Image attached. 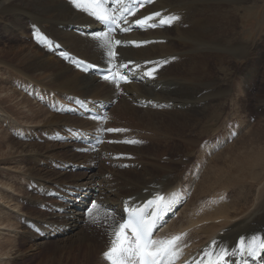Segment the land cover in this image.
<instances>
[{
  "label": "bare ground",
  "instance_id": "1",
  "mask_svg": "<svg viewBox=\"0 0 264 264\" xmlns=\"http://www.w3.org/2000/svg\"><path fill=\"white\" fill-rule=\"evenodd\" d=\"M245 3H247V0H209L207 3L205 0H153V3L146 4L144 7L137 10L135 16H128V24H124L123 21H121L120 27H127L132 21L157 11L161 12L164 17L179 15L180 20L172 23L171 26H158L155 29L148 28L147 30H141L139 27H133L134 29L130 34L122 33L118 30L116 36L108 33V37H105L101 35L105 32L101 23L96 21L95 18L89 14L90 10L94 7V5L89 2H85L80 8H76L72 5L70 0H0V16L10 18L19 32L17 36L9 32V35L7 34L4 38L2 37L4 39L3 41L0 39V44L12 42L19 46L18 50H11L7 53L10 52L13 60H17L19 67L15 68V70L16 73L19 74L17 81L19 80L18 83H20L21 86L24 85V87H27L31 84V86L33 85V87L37 88L38 85H48L49 95L52 94L51 97H54V100L56 98H65L63 96L53 95L56 93L72 95L78 98L73 102L84 101V104L93 107H97L99 103H111L113 108H110L107 112L103 110L100 111L104 116L109 114V118L116 119L118 122V127L116 128H124L128 129V131H135L137 133L140 131V133L142 132L151 136L147 137L148 140H162V137L165 139V143L172 142V138L176 136L175 139L181 140V143L184 145H192L190 151H194L195 148H200L201 146L205 148L204 144L207 139L205 142L203 141L202 144H196L193 140L187 138L191 137V133L196 130L195 128V130L192 131L193 123L201 126V124L204 123L205 117L212 114L209 110L214 108V105L219 102V100L214 99H219L222 95L224 96L223 93L219 95L217 92L215 87L217 84L205 81L208 80L207 75L209 76V74H207V59L205 58L223 60L225 56H228L236 59L243 55L242 49L235 43L236 40L232 39L226 43L223 41L224 32L221 31V29L219 30L218 25L216 26L217 21L213 22V17H208V14L216 16L219 10L232 7L235 15L233 16L234 19H231V22L234 23L235 17ZM108 7L111 8L114 6L109 5ZM107 10V8L101 7L98 11L106 13ZM116 15L120 17L123 16L124 13L119 12L116 13ZM218 18L219 16H217V19ZM159 19L160 17L157 18V20ZM236 22L237 21H235V23ZM29 25L30 27H28ZM235 28H232V32ZM18 32L16 34H18ZM106 38H111L113 43L115 40L124 42L151 41V43H147L140 47L131 44L116 46L114 49L117 53L116 57L111 64H106L107 48L104 44ZM49 42L55 44L56 47H49ZM40 43L41 45L42 43L47 45V50L45 49L46 47L43 48ZM224 48L227 49L226 52ZM212 53L214 54L213 57L211 55ZM69 56H73L78 60H84L87 63L100 65L102 68L109 67L115 70L119 76L128 73L129 68L135 69V71L130 75V82L126 83L123 81L119 87H116L110 82L97 78L95 75H92L91 72H80L77 68L73 67ZM1 60V63H3L5 59L0 58V61ZM163 60H167L168 63L160 68L159 72L156 73L155 79L143 76L146 68L154 66L152 64L146 65L145 61ZM129 61L134 63L129 64L128 68L121 67L122 64ZM136 65H139L138 69H136ZM177 67H181V72H176ZM19 77L21 78L19 79ZM46 80L47 82L41 84V82ZM213 90L217 93H213ZM18 93L19 92L15 90L14 92L9 90L7 94H1L0 104H5L8 101L11 102L13 99H17V97H20ZM35 93L37 94L34 90L32 93L33 97ZM128 93H131V95L129 96ZM38 97L40 100L45 98L40 95ZM132 100L137 102V105L133 104L131 102ZM44 101L45 99L43 102ZM215 101L218 102L215 103ZM147 103L149 105L145 110L143 106ZM15 104L21 107V110L24 109L25 112L32 115L31 121L26 122L34 124L39 120L38 123H43L44 130L49 133L54 129L58 130L59 126H63L64 124H68L64 125L66 129H72L73 126L70 124L73 122H77L78 124L75 130L87 128L88 131H93L95 127L92 126L93 128H88V126L95 124L97 127L99 123L98 121H93L90 116H86L84 119L75 117L74 115H57L51 111L47 114L48 111L44 112L40 107L42 103H40L36 109L37 106L35 103H31L28 93H26V96L22 97L21 100L16 101ZM138 105L142 106V108ZM166 106H171L172 110L162 112L165 110ZM150 108L158 111H153ZM79 109L83 115L86 114L82 106ZM62 111L65 113L70 111L75 112V109L73 107L71 108V106H66ZM138 111L144 114L140 119L137 116ZM19 112L21 113L20 110H18V113ZM56 112H59V110H56ZM40 114H42L41 117L39 116ZM168 115L171 116V120L165 119V116ZM7 119L9 118L2 117V123L5 126L7 124ZM142 121L148 123V127L141 126L143 124ZM237 122V117H231L227 126L236 127ZM9 123L10 120L8 124ZM171 127H173V129ZM160 128H171L172 131L170 133L168 130L165 133L160 131ZM183 128H188V132H181ZM227 129L226 127V132L228 131ZM180 133L184 136L183 139H181L182 135H180ZM85 134L87 133L77 132L75 136L78 138L80 135L83 137ZM94 134L100 137L103 136L101 133ZM254 134V130L248 131V133H246L242 139L234 143L230 149L225 152L222 151L213 157L215 159L212 161L213 165L209 163L207 167L205 166L206 169L202 172L201 178L196 185V190L189 194V199L190 195L193 197V201L190 199V202L187 197L186 189L183 191L185 192L184 194L177 191L179 184H182L183 190V186L188 184L186 177H184L185 174L181 176L182 180L179 181V183L173 182L174 179L171 175L177 170L176 168L164 166L163 164H149L144 160H126V162L131 165L130 170L127 172L138 176L140 178L138 180H140L142 185H139V181L128 179L129 195H127V197L129 198L126 199L124 202L125 204H123L122 201L118 203V201H114L110 197H107L105 195L106 188L101 186L99 191L100 193L102 192L101 199L104 200L106 207L112 211H118L119 209H117V207H121V213L115 212V214H108L105 212L107 214L106 216L112 220L114 218L115 221L116 219H121L122 221V216H126L123 212L124 208L136 211L142 207L147 212H152L155 207H149L147 201L152 199L154 193L165 194L166 201H172L175 197V204L179 201L181 205H183V203L187 204V202L190 203L185 206L191 210L187 212L189 213L187 214L188 218L186 221L181 220L173 224V220L169 217L166 219L167 223L171 220L169 226L163 229V225L161 227L162 229L158 232V235H163V240L171 239L177 235L183 236V239L179 241V259L175 261V264H193L202 257L205 249H210V244L214 240L218 241L216 252H218V248L221 245L227 247L229 249L228 263L239 264L245 255L241 254L236 248L237 239L241 236L244 237L245 240L243 247H253L257 251V257H251L246 254L248 259L257 262L259 260L258 254L260 253L259 246L264 242V187L260 189L255 198L248 197L250 191L248 192L240 189L232 198L234 200H231L229 196L237 188L235 187L236 184L231 183L233 182L232 177L234 174H236L237 177L233 178L239 182L240 187H248L241 182L242 179L240 180L241 172L244 174L243 170H245V163L253 169H255V166L258 167L257 170L259 174L256 175V177L254 175L251 181L260 179L264 174V143L261 142V138L264 137V134L257 135L259 133L256 132V136L259 139L258 143H255L252 139ZM0 135H2L0 136L2 139H0V148L2 149L1 141L6 142L9 137L7 134L1 132ZM247 135L248 138L246 140L245 137ZM250 139H252V141ZM209 140L213 141L214 139L209 138ZM108 141L107 138L106 142L103 144H107L105 145L106 149L104 151L107 156L109 154H115V156H117L120 154H118V152L121 151L127 152L126 148H115L110 145ZM11 143L12 142H7L6 144L8 145ZM6 144L5 146L7 147ZM14 145L35 148V150L21 152V154L24 153L23 156L29 158L28 160L33 159L36 154H39L38 151L40 147L38 145L18 143ZM15 146L7 147V152H4L2 155L0 154V157L3 156L4 160H6V157L10 159L12 154H18ZM249 146L251 149H249ZM10 148L11 150L9 151ZM44 148L50 147L45 146ZM41 149L43 150V148ZM238 151L240 152L239 155L237 154ZM203 153H205L204 150L201 151V155L197 157V160L206 159ZM235 154L238 156L233 158ZM120 158L116 161L123 160H120ZM137 158L139 157L137 156ZM137 163H140L142 167L139 171H133V169H136L134 165ZM229 163L231 166L224 170L222 166L228 165ZM253 171L255 172V170H252V172ZM158 173L160 176L157 175ZM226 176H231V180L227 179L223 181ZM90 177L93 178V176ZM115 180L116 179H113L112 181L114 182ZM245 182L248 184L247 181ZM226 188L230 190L229 193L222 191V198L218 200L217 197L216 202L212 199L214 204L210 207L209 205H207V208L205 207L206 204H203L205 196L214 195L216 191L225 190ZM152 190L154 191L151 192ZM197 203H199L198 206H200L199 210H197ZM174 209L175 206L172 207L171 210ZM68 221H71V219L68 218ZM3 222H0V226L4 224ZM69 225H72V223H69ZM106 225H109V223ZM222 232H224L223 236L220 235ZM53 233L55 234L52 235ZM166 234H168V236L165 238ZM59 235L60 234L54 230L49 237L53 239ZM88 244H90V248L92 247V249H90L92 250L90 252L92 254L97 246L95 247L92 242H87V245ZM232 253L236 254L232 256ZM210 258L214 260L215 253L210 255Z\"/></svg>",
  "mask_w": 264,
  "mask_h": 264
},
{
  "label": "rangeland",
  "instance_id": "2",
  "mask_svg": "<svg viewBox=\"0 0 264 264\" xmlns=\"http://www.w3.org/2000/svg\"><path fill=\"white\" fill-rule=\"evenodd\" d=\"M207 1L209 0H205L206 3ZM221 10L218 11V15L216 16L213 14H208L209 16H207H212L213 22L217 21L216 26L218 25L219 30L221 29L225 34L223 36V41L226 43L232 39L236 40L235 43L240 46L243 55L236 59L228 56H225L223 60L217 58H212L213 60L205 58L207 59L208 66L207 74H209V76L207 75L208 80L205 81L217 84L215 86L217 92L219 95L220 93H223L224 96H218L219 99H214L219 100V102L215 101V103L218 102L214 105L215 107L211 110L208 109L212 114L205 117L204 123L201 124V126L193 123L192 131H194L195 128L196 130L191 133V137L187 138L193 140L196 144H202L203 141L205 142V140H209V138L214 139L212 144H206V147L209 148L201 146L200 148H195L194 151H190L192 145H184L181 143V140L175 139L176 136L172 138V142L165 143V139L162 137V140H148L147 137L151 136L142 132L140 133V131H138V133L135 131H128L125 133L101 132V129L106 130L118 127L116 119L109 118V114L107 116L105 115V117L110 124H106L107 122L103 121V123L99 122L97 127L95 124H92L89 125L88 128L94 126L95 130L93 131H98V133L101 134L103 133L102 135H105L104 143L107 138L109 141L133 139L142 141V143L136 145L109 143L115 148L120 149L121 147H124L127 149V152L121 151L118 152V154L120 153L121 155L119 154L115 156V154H109L107 156L104 152L106 149L105 145L107 144L103 145L104 143H101V145L99 144L100 150L97 149L96 151L91 152L90 150L82 149L79 142L70 140L77 138L75 133H86L88 131L87 128L75 130V128L78 127L77 122L70 124L73 126L72 129H66L64 125L68 124H64L63 126H59L58 130L54 129L51 133L44 130V124L38 123L39 120L34 124L26 122L31 121L32 115L25 112L24 109L21 110V107L15 104L16 101H19L22 97L26 96V93L29 94L31 103H35L37 106L36 109L38 108V105L42 103L40 104V107L44 112L48 111L47 114L51 111L57 115H74L75 117L84 119L86 117H81L83 114L80 112V109H78L80 106L77 107L78 105L73 102L78 98L72 95L54 93L53 95L65 97L64 99L56 98L54 100V97H51L52 94L49 95L48 85L42 84L47 82V80L41 82L43 86L38 85L37 88L33 87V85L31 86V84L27 87H24V85L21 86V84L18 83L19 80L17 81L19 74L16 73L15 70V68L19 67L17 60L14 61L10 52L7 53L11 50H18L19 46L12 42H4L3 44H0V58L5 59L3 60V63H1L2 60L0 61V87L4 89L0 88V95L7 94V91L9 90L12 92L15 90L19 92L18 94L20 95V97L13 99L11 102L8 101L5 104H0V132L7 134L9 137L6 142L1 141L2 149L0 148V154L2 155L4 152H7V147H13L15 146L14 144L17 143L29 145L35 144L38 145L41 150L38 151L39 154H36L33 159H30L31 161L28 160L29 158H26L27 156H23L24 153L21 154V152L35 150V148L23 146H15L18 154H12L10 159H7L6 157V160H4L3 156L0 157V222L4 221V224H2L3 226H0V264H111V262L105 257V253L112 247L116 227L121 223V219H116L115 221L113 218V222L111 218L109 219V217L106 216V213H114H111L112 211L105 208L106 205L104 204V200L101 199L102 192L100 193L99 188L104 186L106 188L105 195L107 197H110L114 201H118V203H121V201L124 203V201L129 198L127 197V195H129L128 179L130 178L139 181V185H142L140 180H138L140 179L138 176L127 172L130 170L131 165L128 164L126 160H144L149 164H163L164 166L176 168L177 170L171 175L174 179L173 182L179 183V181L182 180L181 176L185 174L184 177H186L188 181V184L185 182V187L187 188V197L190 202V199L193 201V197L190 195L189 199V194L196 190V185L201 178L202 172L206 169L205 166L207 167L209 163L213 165L212 161L215 160L213 157L222 151L225 152L230 149L231 146H233V144L239 139H242L248 131L254 130L255 134L252 139L255 143L259 142L256 132L259 133L257 135L264 134V0H247V3L243 4L235 17V21H237L236 23L235 21L234 23L231 22V19L233 20V16L235 15L232 7H227V9L225 8L222 11ZM217 16H219L218 19ZM0 18V39H2V41L7 34L9 35L10 33H13L15 36L19 35L18 28L10 18H7L6 16H0ZM28 27H30V25ZM231 27H236L233 32ZM17 32L18 34H16ZM41 46L43 48L46 47L45 49L47 50V45L42 43ZM226 50L227 49L224 48L225 52ZM211 55L212 57L214 56L213 53ZM181 70V67L176 68V72H181ZM20 78L21 77H19V79ZM34 90L37 94L35 93L33 97L32 93ZM217 92L213 90V93ZM38 94L45 98L40 100ZM128 95L130 96L131 93H128ZM44 99L45 101L43 102ZM131 102L137 105V102L134 100ZM64 106L73 107L75 112L70 111L65 114V112L61 110ZM138 106L142 108V106ZM111 108L113 107L111 106ZM144 109L146 110V108ZM150 109L158 111L153 108ZM18 110H20L21 113H18ZM56 110H59L60 113L56 112ZM171 110V106H166L165 110L162 112ZM142 115L144 114L140 111L137 112L139 119ZM39 116L41 117L42 114ZM2 117L9 118L6 120V126L2 123ZM231 117L238 118L236 128L235 126H227ZM165 119L171 120V116H165ZM9 120L10 123L8 124ZM92 120L96 121L94 119ZM142 123L141 126L148 127V123H144L143 121ZM226 127L228 128L227 132ZM171 128L173 129V127ZM171 128H160L159 130L165 133L169 130L171 133ZM187 130L188 128H183L181 132L187 133ZM180 135H182V133H180ZM80 137L82 136L80 135L78 138ZM183 137L184 136L182 135L181 139H183ZM247 138L248 135L245 139L247 140ZM252 139L250 140L252 141ZM7 142L12 143L7 145ZM261 142L264 143V137L261 138ZM45 146L50 148H44ZM41 148H43V150ZM249 149H251L250 146ZM10 150L11 148L9 151ZM203 150L205 151L203 155L206 159L197 160V157H200L201 151ZM237 154L239 155L240 152L238 151ZM238 155H233V158ZM137 156L139 158H137ZM119 158L120 160H123L116 161ZM134 166L136 169H133V171H139L142 167L140 163H137ZM229 166H231L230 163L228 165H223L222 168L226 170ZM257 168L258 167L255 166V169H253L245 163V170H243L244 174L242 172L240 174V180L242 179L241 182L244 183L245 186H248L245 188L243 187L244 189L240 187L239 182L233 178L237 177V175H233V182L231 183L236 184L235 187L237 188L233 193H231L232 191L230 192L231 194L229 196L231 197V200H234L232 198L235 196L236 192H239V189L248 192L250 191L249 198L256 197L260 189L264 187L263 173V176L260 179L251 181L254 178V175L256 177V175L259 174ZM252 170H255V172H252ZM157 175H159V173ZM90 176H93V178ZM227 176L223 181L227 179L231 180V176ZM113 179L116 180L113 182ZM245 181H247L248 184H246ZM178 186L182 188V184H179ZM85 189L90 191H93L92 189H97L96 191L99 192V196L97 197L98 200L96 203L94 202L98 207L93 210L92 217L87 215L83 217V224L77 234L62 239L53 238L54 240H47L48 235L51 234L53 230L64 226L69 222L68 218H72L70 209L63 204L58 203L55 200L54 194L60 192L74 194ZM183 191H185V189ZM222 191L229 193L230 190L226 188L225 190L216 191L214 195L205 196V199H203V204H206L205 207L207 208V205L210 207L214 204L213 200L216 202L217 199L219 200L222 198ZM199 203H197V210H199L200 207L198 206ZM188 204L190 203H183V207L180 209L178 216L173 218V224L174 222L187 220V214H189L187 212L191 211L189 208L185 207ZM118 209V212L121 213V207ZM170 221L168 223H170ZM108 223L109 225H106ZM162 228L164 229L165 226ZM162 228L159 229L161 230ZM160 230H158V232ZM167 236L168 234H166L165 238ZM48 239L52 238L48 237ZM89 241L94 243L93 245H95V247L97 246L92 254L90 253L92 247L90 248V244L87 245V242L90 243ZM89 253L90 256L88 257Z\"/></svg>",
  "mask_w": 264,
  "mask_h": 264
},
{
  "label": "snow or ice",
  "instance_id": "3",
  "mask_svg": "<svg viewBox=\"0 0 264 264\" xmlns=\"http://www.w3.org/2000/svg\"><path fill=\"white\" fill-rule=\"evenodd\" d=\"M72 5L76 8H80L85 2H89L94 5L90 10L89 14L95 18L96 21L101 23L106 27L107 31L102 33L105 37H108L109 32H114L117 29L122 33H127L133 30V27H139L141 30H147L148 28H156L158 26H171L172 23L179 21V15H169L167 17L162 16V13L157 11L144 15L138 18L127 27H120V22L123 21L124 24H128V16H135L137 10L144 7L146 4L153 3V0H70ZM112 5L114 7L109 8ZM101 7L107 8V12L103 13L98 11ZM123 12L124 15L118 17L116 13ZM160 17L159 20L157 18ZM156 21V22H153ZM151 41H121L115 40L114 43L111 38H106L104 44L107 48L106 52V64H111L117 53L115 52L116 46L131 44L136 47H140ZM49 47H56L55 44L49 42ZM175 59V58H173ZM76 63L77 67H81L87 62L84 60H79ZM134 62L129 61L121 65V67L128 68L129 64ZM168 63L167 60L163 61H145V64L154 65L151 68H146L143 76L155 79L156 73L159 72L160 68ZM139 65H136V69ZM88 70H94L97 74L101 75L102 79L109 81L116 87H119L120 81L130 82V75L135 69L129 68L128 73L120 75L117 77L112 74V69L109 67H101L100 65L87 63ZM81 106L84 101H77ZM103 116H95L92 119L100 120L105 119ZM101 132L107 131L109 133L113 132H127L128 129L124 128H109L101 129ZM103 141L98 138L97 143H102ZM109 143H125L130 145H136L142 143L139 140L125 139L118 141H108ZM175 204V197L172 201H166L163 195H157L152 199L147 201L149 207H155L156 211L147 212L144 214L138 211L127 212L126 216H122V222L116 228L115 238L112 243V247L108 252L105 253V257L111 262V264H175V261L179 259V241L183 239L182 235H177L171 239L166 240H156L153 239V232L157 228L161 227V213L170 211ZM98 205L93 203L91 207L86 212V215L92 217L93 210L96 209ZM130 232V235L128 234ZM241 245L244 241L241 240ZM218 241H213L210 249H205L202 257L194 262V264H204L207 258L215 253L214 260H207V264H228L229 259V249L225 246H219L217 249ZM260 253L264 254V242L259 246ZM241 254H247L251 257H257V251L253 247H241L239 249ZM236 253H232L234 256Z\"/></svg>",
  "mask_w": 264,
  "mask_h": 264
}]
</instances>
